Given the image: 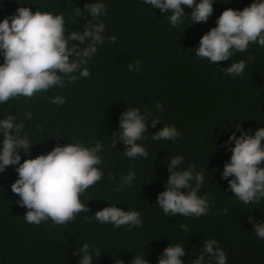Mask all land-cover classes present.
Here are the masks:
<instances>
[{"label": "trees", "instance_id": "16d2710c", "mask_svg": "<svg viewBox=\"0 0 264 264\" xmlns=\"http://www.w3.org/2000/svg\"><path fill=\"white\" fill-rule=\"evenodd\" d=\"M19 2L0 0V18L10 17ZM25 2L32 11L62 12L65 34L83 31L87 21L102 22L105 39L84 65L89 76L77 72V79L70 84L65 81L63 86L31 97L9 98L0 103V118L12 114L16 121H23L22 132L34 144L27 153L21 150V160L46 153L57 143H70V137L93 144L98 139L103 147L97 167L103 175L79 195L81 202L86 200L87 213H76L64 224H54L51 219L34 224L23 218L26 208L17 203L18 194L10 188L17 177L15 166L7 165L0 172V264H78L76 253L83 242L89 243L93 255L98 254L92 264H114L117 258L128 264L141 252L149 264H155L169 243L184 245L180 258L191 264L203 240L209 238L225 252L226 264H264V240L252 230V221L264 220V198L245 204L220 176L230 156L224 146L229 132L239 126L251 134L264 126V46L253 42L244 51L213 63L197 58L192 51L199 37L215 26V18L224 8L240 9L251 0H213L207 20L194 23L187 14L191 8L183 5L186 14L176 27L169 24L167 13L152 9L143 0H103L106 8L98 17L87 14L85 0ZM20 6H24L23 0ZM75 9L84 16L75 17ZM70 43L80 44L76 40ZM240 59L245 60V68L239 76L223 70ZM137 60L139 68L130 71L127 64ZM53 96H63L64 102L52 103ZM157 102L161 109H156ZM126 106L138 107L149 121L158 118L155 126L147 123L146 132L137 141L147 157L128 158L119 140L110 146L109 137L118 128L119 113ZM26 112L31 113L30 118ZM163 123L177 128L179 135L174 141L151 138ZM176 154L184 159L180 167L189 164L202 172L198 194L209 197V208L203 215L165 216L156 206V194L163 190L168 176L166 161ZM129 168L136 173L132 183L113 191ZM109 203L138 210L141 224L113 227L91 218ZM181 224L188 230H182Z\"/></svg>", "mask_w": 264, "mask_h": 264}, {"label": "clouds", "instance_id": "9594fccd", "mask_svg": "<svg viewBox=\"0 0 264 264\" xmlns=\"http://www.w3.org/2000/svg\"><path fill=\"white\" fill-rule=\"evenodd\" d=\"M153 8H159L172 27L182 23L186 14L182 8L187 5L191 11L192 23L206 21L212 13L213 0H143ZM21 0L11 16L0 18V103L18 95L31 97L34 93L63 86L65 81L71 83L79 76H89L84 65L96 52L97 45L103 42L104 24L102 22L87 23L83 31L72 30L65 34L66 23L62 12L53 13L37 8L32 11ZM90 17L104 14L106 5L103 0H91L83 5ZM75 17H81L80 9L74 10ZM115 40V36L107 37ZM79 41L80 44L70 43ZM87 40V44L84 42ZM264 46V0H251L240 9L224 8L215 18V26L205 31L192 50L197 58H206L209 63L224 61L233 52L244 51L250 43ZM80 45H84L80 47ZM140 61L129 62L131 71L139 68ZM245 68V60L229 63L224 71L231 76H239ZM52 103L62 104L63 96H53ZM156 109L162 105L157 102ZM25 116L30 118L31 113ZM158 118H149L138 107L126 106L119 113L118 128L113 130L110 139L112 147L119 140L123 143L124 154L128 158L147 157L148 153L142 144L147 123L155 126ZM23 121H16L14 115L8 114L0 118V172L7 165H14L17 177L10 184L13 193L18 194L17 203L26 208L23 218L26 223L39 224L51 219L54 224H64L74 218L76 213H87L85 201L79 195L86 188L102 178L103 172L97 167L101 163L100 153L103 145L97 142L84 143L80 138L70 137L72 142L55 144L46 153L32 157L25 156L21 160V150L27 153L34 144L22 132ZM239 130V134H237ZM153 140H175L179 135L177 128L164 124L152 132ZM264 126L253 133L239 129L229 132L224 141L230 156L220 171L222 179H226L228 189L241 202L247 204L264 198ZM183 156L176 154L166 161L168 176L162 191L156 194V206L165 216L180 214L184 216H200L207 213L209 197L198 194L203 182L201 171L187 164ZM136 173L129 168L127 174L113 187L119 191L130 185ZM183 189V190H182ZM87 218V214H86ZM91 218L101 224L138 226L141 214L138 210L124 209L109 203L97 209ZM251 219V218H250ZM180 228L188 230L186 224ZM255 235L264 240V220L252 221ZM185 253L184 245L169 243L159 254L155 264H184L181 256ZM78 264H92L93 255L88 242L81 243L77 250ZM207 254V255H205ZM226 264V254L214 238L203 240L199 254L191 259V264ZM114 264H125L122 259H115ZM128 264H149L142 252L134 255Z\"/></svg>", "mask_w": 264, "mask_h": 264}]
</instances>
